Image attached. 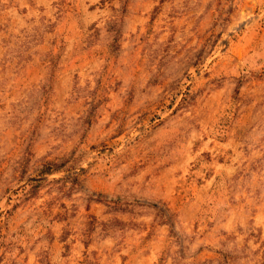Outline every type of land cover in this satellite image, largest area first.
Segmentation results:
<instances>
[{
  "label": "rangeland",
  "instance_id": "rangeland-1",
  "mask_svg": "<svg viewBox=\"0 0 264 264\" xmlns=\"http://www.w3.org/2000/svg\"><path fill=\"white\" fill-rule=\"evenodd\" d=\"M0 264H264V0H0Z\"/></svg>",
  "mask_w": 264,
  "mask_h": 264
}]
</instances>
